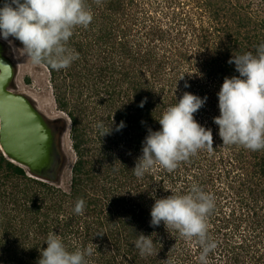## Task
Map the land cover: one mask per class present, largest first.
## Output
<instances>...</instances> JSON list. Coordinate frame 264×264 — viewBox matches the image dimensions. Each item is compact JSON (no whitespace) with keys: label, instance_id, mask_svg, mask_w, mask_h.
Masks as SVG:
<instances>
[{"label":"trees","instance_id":"trees-1","mask_svg":"<svg viewBox=\"0 0 264 264\" xmlns=\"http://www.w3.org/2000/svg\"><path fill=\"white\" fill-rule=\"evenodd\" d=\"M85 5L93 20L75 28L68 42L79 59L59 71L44 64L57 106L70 120L75 154L70 183L61 185L64 159L58 149L53 170L36 178L0 148V264H37L52 231L70 251L92 248L86 264H199L195 238L186 240L163 222L150 226L151 193L183 195L193 184L215 201L207 217L208 235L217 243L209 264H264V150L223 145L213 122L224 78L239 75L228 60L255 53L264 43V3L85 0ZM184 92L207 96L194 118L211 129L214 150H199L173 172L156 164L136 177L132 169L147 130H159L158 119ZM121 121L126 127L116 132ZM101 122L111 124V134L100 137ZM79 199L85 201L83 215L73 211ZM141 233L154 240L150 256L135 248Z\"/></svg>","mask_w":264,"mask_h":264},{"label":"clouds","instance_id":"clouds-1","mask_svg":"<svg viewBox=\"0 0 264 264\" xmlns=\"http://www.w3.org/2000/svg\"><path fill=\"white\" fill-rule=\"evenodd\" d=\"M92 20L93 13L85 0H0V39L8 42L17 59L23 58L33 65L46 64L56 71L69 68L79 59V52L69 48L68 42L75 28H87ZM14 40L22 47L15 48ZM228 63L234 64L239 75L224 78L217 93L220 114L213 117V122L219 126L223 145H238L253 152L264 150V43L256 47L255 53L233 55ZM184 87L190 84L185 82ZM207 99L184 92L175 105L167 108L158 119L159 130L149 128L142 141V155L132 169L136 177H143L156 164L173 172L180 162L199 150H214L211 129L194 118ZM145 102L141 101L139 107ZM114 123L112 120L111 124ZM110 125L103 122L98 125L100 137L111 134ZM125 127L121 121L114 130L119 132ZM151 195L155 202L150 210V226L157 227L163 222L167 229L174 228L186 240L195 238L201 246L199 264H209V254L217 247L208 235L207 224V217L215 207L213 195L198 184L183 195L164 198H156L154 192ZM84 210L85 201L77 200L74 213L83 215ZM44 243L47 247L40 249L37 264H86V257L92 255V248L70 251L54 231ZM134 245L141 256L153 254L152 236L141 233Z\"/></svg>","mask_w":264,"mask_h":264},{"label":"water","instance_id":"water-1","mask_svg":"<svg viewBox=\"0 0 264 264\" xmlns=\"http://www.w3.org/2000/svg\"><path fill=\"white\" fill-rule=\"evenodd\" d=\"M10 51L0 39V148L31 176L42 178L56 163L57 129L32 97L14 89L18 67Z\"/></svg>","mask_w":264,"mask_h":264},{"label":"rangeland","instance_id":"rangeland-1","mask_svg":"<svg viewBox=\"0 0 264 264\" xmlns=\"http://www.w3.org/2000/svg\"><path fill=\"white\" fill-rule=\"evenodd\" d=\"M258 1L264 3V0ZM9 39L13 40L12 37H9ZM13 42L15 48L22 47L19 41L14 40ZM9 55L13 58L18 67L14 89L32 97L40 110L53 121L56 128L57 125H61L57 133L58 150L64 159L61 165V185L63 187H68L71 178L72 164L75 160V154L71 146L70 120L67 114L57 106L49 71L44 64L33 65L30 61L25 62L23 58L17 59L13 53L12 47ZM28 78L29 81L27 80Z\"/></svg>","mask_w":264,"mask_h":264}]
</instances>
